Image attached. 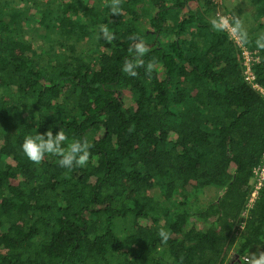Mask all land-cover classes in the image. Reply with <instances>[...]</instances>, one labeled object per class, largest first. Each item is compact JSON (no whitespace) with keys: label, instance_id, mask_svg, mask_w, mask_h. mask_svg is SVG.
<instances>
[{"label":"trees","instance_id":"16d2710c","mask_svg":"<svg viewBox=\"0 0 264 264\" xmlns=\"http://www.w3.org/2000/svg\"><path fill=\"white\" fill-rule=\"evenodd\" d=\"M239 2L227 11L264 88V0ZM213 18L211 0H0V264H249L264 252V187L248 209L264 98ZM132 37L150 73L122 71ZM49 128L90 141L86 166L23 155Z\"/></svg>","mask_w":264,"mask_h":264},{"label":"clouds","instance_id":"9594fccd","mask_svg":"<svg viewBox=\"0 0 264 264\" xmlns=\"http://www.w3.org/2000/svg\"><path fill=\"white\" fill-rule=\"evenodd\" d=\"M112 14L119 15V7L116 3L111 7ZM213 29L224 30L230 27L232 31L239 35L242 40H247V33L243 30L240 21L229 22L227 17L213 18L210 21ZM98 38H102L106 43L111 42L115 38V34L109 31L104 25L99 26ZM133 39V47L128 51L132 54L130 58L123 61L122 71L131 77L137 76V69L145 67V72L150 73L153 69V63L144 64L142 59L148 49L143 41H138L135 37ZM256 47L264 49V33L258 35L255 41ZM23 155L33 163L41 162L45 156L58 157V166L65 169H72L73 167L86 166L89 155L91 143L87 138L71 139L65 134L64 129L57 131L53 135L52 128L40 134L34 133L26 136L20 146ZM157 236L161 243L169 239V234L165 229H160ZM254 264H264V254L256 257Z\"/></svg>","mask_w":264,"mask_h":264},{"label":"built area","instance_id":"2783aa9c","mask_svg":"<svg viewBox=\"0 0 264 264\" xmlns=\"http://www.w3.org/2000/svg\"><path fill=\"white\" fill-rule=\"evenodd\" d=\"M211 4L216 9V16L218 18L227 17L231 23L232 16L230 14L224 13V0H211ZM226 29L236 45L242 51L245 80L264 98V88L258 83L257 76L254 73V67L260 63L258 51H251L247 49L239 35L235 34L230 27H226ZM251 184L253 185L254 190L248 204V209H251L254 206L259 198L262 188L264 187V155L260 164L253 169V178ZM244 216L246 217L247 214L245 213ZM244 261L248 262L249 260L244 258Z\"/></svg>","mask_w":264,"mask_h":264},{"label":"rangeland","instance_id":"374dc122","mask_svg":"<svg viewBox=\"0 0 264 264\" xmlns=\"http://www.w3.org/2000/svg\"><path fill=\"white\" fill-rule=\"evenodd\" d=\"M38 1L40 2V0H38ZM239 1L240 0H224V7H223L224 8V13H227L228 14L229 12L227 11V8L232 9L233 7H235L236 5H238L240 3ZM146 6H147V4L141 3L136 8H137V10L139 12H141L142 9L144 7H146ZM232 15L233 14H231V16ZM232 18H233V16H232ZM29 26L32 27V28H35V24L34 23H32V24L30 23ZM138 26H139L140 30L144 33L143 39L145 41H148V40L152 39V38L147 37V35H145V30H146V28L148 26V21H147L146 18H143L142 21L138 24ZM35 40H36V43L37 44L41 45V43H42V38L41 37L39 38V36H38V38H36ZM90 46L92 47V49H91V53H92L94 51V48H93V45H90ZM89 48L90 47L87 46L86 50H88ZM86 50L84 49L83 52L84 53H87ZM156 193L159 194L158 189H156ZM214 195H215V192H212V191L211 192H206L205 196L202 198L203 199V202H207L208 200H210L211 198H213ZM261 254H264V252L261 251V250H259V249L254 250L252 252V255H249V256L246 257L249 260L248 263L249 264H254L256 257L259 256V255H261Z\"/></svg>","mask_w":264,"mask_h":264}]
</instances>
